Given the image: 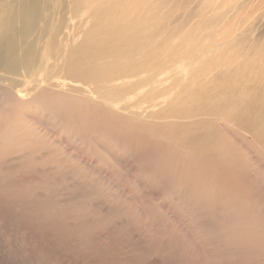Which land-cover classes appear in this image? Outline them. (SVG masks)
Segmentation results:
<instances>
[{"label": "bare ground", "instance_id": "obj_1", "mask_svg": "<svg viewBox=\"0 0 264 264\" xmlns=\"http://www.w3.org/2000/svg\"><path fill=\"white\" fill-rule=\"evenodd\" d=\"M213 1L0 0V264H264V46Z\"/></svg>", "mask_w": 264, "mask_h": 264}, {"label": "rangeland", "instance_id": "obj_2", "mask_svg": "<svg viewBox=\"0 0 264 264\" xmlns=\"http://www.w3.org/2000/svg\"><path fill=\"white\" fill-rule=\"evenodd\" d=\"M195 1L199 2L200 0ZM214 2H217V8L215 11L217 13H221V10L223 9L218 7L219 0H214L213 3ZM234 4H236L235 0L230 3V6ZM194 5L195 2H192L189 5L192 10L194 9ZM243 6V10H241L238 15L232 14L234 9H232L226 16L223 15L224 28L220 29L221 31H217V33H215L217 37H219V34L232 35L235 33L239 36L238 40L234 44L235 46L239 47L238 50H234L235 55L237 54V51L241 54L242 52L239 50H243V48L264 46V0H244ZM164 16L167 21L166 32H176L180 30L179 37L178 35H175L178 40V44L187 45V42L189 41V35L185 33L186 31L188 32V30L191 29V32L197 33L199 36L200 32H202V29L197 30L195 27L197 24H199L198 17H190L187 19L188 21L183 23L184 25H181L182 27H179L177 25L182 21V13H175V15L171 16L164 14ZM184 26H186V28Z\"/></svg>", "mask_w": 264, "mask_h": 264}]
</instances>
